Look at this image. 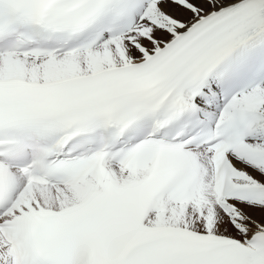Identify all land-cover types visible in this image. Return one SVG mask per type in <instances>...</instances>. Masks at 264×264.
<instances>
[{"label": "snow or ice", "instance_id": "6c2138e0", "mask_svg": "<svg viewBox=\"0 0 264 264\" xmlns=\"http://www.w3.org/2000/svg\"><path fill=\"white\" fill-rule=\"evenodd\" d=\"M0 264H264V0H0Z\"/></svg>", "mask_w": 264, "mask_h": 264}]
</instances>
